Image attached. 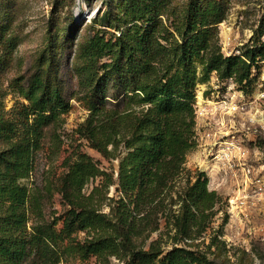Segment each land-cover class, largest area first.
<instances>
[{"label": "trees", "instance_id": "trees-1", "mask_svg": "<svg viewBox=\"0 0 264 264\" xmlns=\"http://www.w3.org/2000/svg\"><path fill=\"white\" fill-rule=\"evenodd\" d=\"M122 3L123 16L110 17L117 30L124 28L122 34L110 40L95 35L81 53L90 115L77 130L92 149L119 160L121 195L109 197L113 174L77 153L58 181L68 207L58 230L59 220H48L44 212L51 188L21 183L30 178L46 141L56 144L62 115L70 109L57 51L50 46L41 61L47 66L27 84L22 78L12 82L26 104H18L12 118L0 116V264H216L206 254L177 246L209 229L223 199L209 190L206 173L185 167L198 145L197 88L216 76L222 84L234 81L250 91L253 66L264 59V41L259 38V49L243 56H224L218 26L227 17V0H188L182 10L172 0ZM17 41L8 26H0V76ZM184 172L186 184L174 199ZM97 179L100 183L84 193ZM163 219L174 245L165 256L163 235L147 246ZM79 232L85 233L82 240L75 236Z\"/></svg>", "mask_w": 264, "mask_h": 264}, {"label": "rangeland", "instance_id": "rangeland-1", "mask_svg": "<svg viewBox=\"0 0 264 264\" xmlns=\"http://www.w3.org/2000/svg\"><path fill=\"white\" fill-rule=\"evenodd\" d=\"M227 1V17L218 26L222 53L226 57L243 56L254 47L259 49L261 41H264V0ZM187 3L188 0H172V6L179 10L184 9ZM122 6V0H0V26H8L10 34L18 39L10 66L0 76V116L12 118L18 104H26L12 82L22 78V82L27 84L41 66H47L41 61L43 56H48L50 46L57 51L55 63L64 82L66 98L70 101L69 111L62 115L63 124L59 127L56 144L46 141L44 149L36 156L30 178L21 181L30 189L41 184L51 188L52 197L44 212L48 220H59L58 230L63 228L64 221L60 218L68 210L58 190V181L75 161L77 153L88 154L103 171L113 174L116 184L111 186L109 197L117 199L121 195L117 192L119 160L107 159L92 149L87 140L80 138L77 130L90 115L89 101L85 97L88 90L82 84L89 76L85 62L80 58L81 53L95 35L100 34L110 40L122 34L124 28L117 30L110 20L112 16H123ZM216 78L212 76L208 84L198 86L196 111L202 94L211 98L214 91L226 92L222 83L217 84ZM217 86L220 91L216 90ZM196 122V135L202 141L199 139L197 148L188 155L186 170L206 173L209 190L216 191L223 199L216 206L217 215L209 229L197 239L177 246L206 254L216 264H264V134L242 137L251 172L239 167L229 169L207 161L205 146L209 143L203 136L206 122L199 115ZM243 128L238 123L232 131L236 133ZM120 152L125 155L123 148ZM187 174L184 172L185 179L176 182L174 199L185 186ZM259 180L261 184L257 183ZM99 183L100 179L90 181L84 193L89 194ZM180 207L176 204L172 208L178 214ZM104 210L109 211L107 207ZM31 227L30 222L29 231ZM167 234L163 219L161 230L153 234L147 246L163 235V256L167 255L174 247ZM75 236L82 240L85 233L79 232ZM213 241L215 246H212ZM92 262L95 263L96 259ZM114 264L118 261L115 260Z\"/></svg>", "mask_w": 264, "mask_h": 264}, {"label": "built area", "instance_id": "built-area-1", "mask_svg": "<svg viewBox=\"0 0 264 264\" xmlns=\"http://www.w3.org/2000/svg\"><path fill=\"white\" fill-rule=\"evenodd\" d=\"M250 80L252 84L248 92L230 81L229 85L222 84L226 92H221L217 86L215 88L220 92L214 91L211 98H206L204 94L198 98L196 113L206 122L203 136L209 143L205 148L206 159L210 163H219L229 169H249L251 172L242 137L264 134V59H259L253 66ZM216 81L220 83L218 78ZM238 123L244 127L243 131L234 133L232 130ZM199 139L202 141L196 135L197 142H200ZM257 183L261 184V180Z\"/></svg>", "mask_w": 264, "mask_h": 264}]
</instances>
